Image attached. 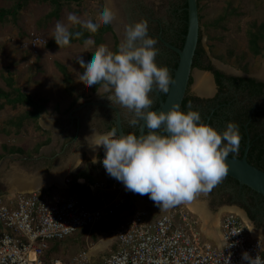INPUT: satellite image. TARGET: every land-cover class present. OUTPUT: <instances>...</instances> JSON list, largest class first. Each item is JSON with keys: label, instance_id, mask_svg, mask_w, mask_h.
Listing matches in <instances>:
<instances>
[{"label": "rangeland", "instance_id": "rangeland-1", "mask_svg": "<svg viewBox=\"0 0 264 264\" xmlns=\"http://www.w3.org/2000/svg\"><path fill=\"white\" fill-rule=\"evenodd\" d=\"M17 3H19L18 0H0V9L8 12ZM156 4L164 8L168 1L161 0ZM101 7H104L102 0H57L56 2L28 0L18 9L15 20L9 15L0 21V89L9 93L10 99L15 98L16 92L28 96L38 107H41L42 104L47 113H50L49 115L59 113L61 117L68 108H73L94 96L98 87L95 88V85L89 87L83 79H80L83 69L79 61L86 60L91 52L101 44L111 50L110 35L103 34V40L99 44H94L92 39L88 45L89 50H85L84 44H72L60 48L59 46L48 47L47 44L53 39L55 25L58 22L65 24L69 30L77 26L82 27L68 22L67 17L70 13H75L83 22L98 17ZM198 8L202 47L208 56L222 60L237 69L247 70L248 68V71L252 73L261 69V76H263L264 41L260 43L263 48L262 55L255 57L249 51V36L259 33L260 27H264V0H198ZM101 26L102 23L98 27ZM262 33L264 34V29ZM34 38H38V41L35 48H31L30 44ZM59 66L64 67L65 74L59 69ZM67 78L69 80H66ZM9 79L13 80L12 88L8 87ZM201 80L203 79L201 78ZM101 84L100 92L96 96L105 100L107 93L110 92L106 88L110 86ZM196 84H198V80H196ZM196 84L191 85V90ZM0 103L3 104V108L0 110V163L7 157L13 158L7 159L5 164L7 170L16 165L24 171L26 170V173H32L35 177L44 174L50 175L52 171L58 169V165L69 160L68 155H71L73 150L71 145H66L64 156H58L61 147L45 151L46 145L44 144L50 134L38 131L37 121L26 116L31 111L29 107L20 105L14 108L5 103L4 98L0 99ZM72 135L73 133L69 130L62 131L61 129V137L65 139L64 143H67V138L71 139ZM64 143L62 141V145ZM10 150H21L22 154L10 153ZM39 154H42V158L38 161H29ZM86 160L84 158L83 163ZM85 169L84 163L79 170L84 171ZM2 179L0 176V196L15 194L16 190L13 187L16 182L5 183ZM46 189L53 190L52 194L64 195L59 191L62 189L56 188L55 183ZM42 190L39 191L42 192ZM196 197L206 204L209 213L213 216L220 215L219 221L226 214L225 212L219 213L228 208L224 204V196L221 197L220 203H214L209 191L198 193ZM234 212L236 213V210ZM100 227L101 224L96 225L91 230L78 233L67 238L64 242L54 245L48 251L47 257L59 259L62 264H74L78 253H75L74 250L71 251V248L74 246L73 244L80 246L81 243H84L87 247L86 253L91 248L98 250L90 261L87 259L83 261V264H101V258L105 255H98V252L105 246L107 237H113L115 230L110 227L102 231ZM249 227L252 226L249 225Z\"/></svg>", "mask_w": 264, "mask_h": 264}, {"label": "clouds", "instance_id": "clouds-1", "mask_svg": "<svg viewBox=\"0 0 264 264\" xmlns=\"http://www.w3.org/2000/svg\"><path fill=\"white\" fill-rule=\"evenodd\" d=\"M114 18L113 9L105 6L98 17L82 22L70 13L67 20L93 32L101 23L111 24ZM125 31L126 42L117 51L101 44L86 60L79 61L83 69L80 79L89 87L100 83L110 86L112 95L107 99L111 105L134 113L136 118L130 125L142 122L149 131L139 136L135 132L118 136L115 130L93 133L90 140L86 138L89 147L94 151L103 149L102 164L107 174L122 182L127 191L148 195L164 210L192 202L198 193L210 191L226 176V158L239 150V126L229 122L220 132L204 123L198 110L184 112L179 105L167 112L152 111L150 93L154 88L169 91L173 82L169 69L156 63L157 41L149 36L146 20L126 25ZM73 35L81 37L83 32L73 34L65 24L55 25L53 39L59 48L68 46ZM35 40L38 38L32 40L31 48L36 46ZM91 40H84L85 50H89ZM242 261L264 264V257L259 253L253 257L245 251ZM226 264H231L230 256Z\"/></svg>", "mask_w": 264, "mask_h": 264}, {"label": "built area", "instance_id": "built-area-1", "mask_svg": "<svg viewBox=\"0 0 264 264\" xmlns=\"http://www.w3.org/2000/svg\"><path fill=\"white\" fill-rule=\"evenodd\" d=\"M103 157L101 148L97 164L109 176L102 164ZM118 182V192L128 194L122 182ZM70 183L66 178L65 186ZM82 185L92 195L100 194L102 202L105 200V182ZM56 196L49 199L41 191L0 196V264H62L59 259L47 257L54 245L91 230L125 204L124 198L119 197L88 210L76 196ZM183 207L179 205L156 220L144 210L128 217L114 231L115 249L102 256L101 264H226L229 256L231 264H244L245 251L253 257L258 253L264 257L263 242L251 237L249 227L236 214L221 217L220 246H216L203 235L199 217ZM86 260L87 254L82 252L74 262L83 264Z\"/></svg>", "mask_w": 264, "mask_h": 264}, {"label": "flooded vegetation", "instance_id": "flooded-vegetation-1", "mask_svg": "<svg viewBox=\"0 0 264 264\" xmlns=\"http://www.w3.org/2000/svg\"><path fill=\"white\" fill-rule=\"evenodd\" d=\"M123 1L127 5L126 18L123 21L116 18L117 24L121 23L122 29L118 32L114 20L109 24L117 41V50L121 44L126 42V25L142 19L146 20L149 26V36L157 41L155 45L158 50L155 57L156 63L169 69L173 81L179 57L171 48L182 49L180 48L181 40L184 38L185 41L186 36L182 34V28L184 27L180 9L182 1L167 0L168 4L164 8L156 4L161 0ZM102 2L105 7V1L102 0ZM199 38L200 42H198L193 57V73L184 98L188 101L184 107L181 105L180 109L184 112L190 109L198 110L202 115L203 122L220 132L225 129L227 123L235 122L239 126L241 141L238 152L229 153L228 157L241 159L245 156L246 160L251 162V165L264 171V77L261 76V69L252 73L248 71V68L247 70L237 69L227 65L222 60L213 59L208 56L202 47L201 30ZM111 47V51H114L115 45L112 44ZM200 49L203 50V54H199ZM201 78L208 80L212 88L210 93H202L198 90V87L195 88L197 86L196 80H201ZM193 83L196 86L195 89L191 90ZM101 86L102 84L98 86L95 95L99 93ZM106 89H109L110 92L107 93L105 100L101 103L92 102L99 104L97 108L99 110L100 128L110 130L112 126H116L117 116L111 107L109 108L111 102L107 99V96L112 95L111 87ZM155 90L154 88L150 93L153 100L152 111L159 108L160 97L165 99L167 95V93L156 90L157 96ZM119 109L123 131L127 133L135 132L139 135L141 122L135 126L130 125V121L136 118L134 113L125 108ZM147 130L145 128L144 134ZM209 194H211L214 203H220L222 201L220 200L221 197L224 196V204L228 208H235L237 213L235 214L247 226L251 225L255 230H264V198L260 195L244 186H240L227 177H224L220 183L214 186Z\"/></svg>", "mask_w": 264, "mask_h": 264}, {"label": "crops", "instance_id": "crops-1", "mask_svg": "<svg viewBox=\"0 0 264 264\" xmlns=\"http://www.w3.org/2000/svg\"><path fill=\"white\" fill-rule=\"evenodd\" d=\"M96 95H98V93ZM96 95L92 96L91 98L86 99L85 102L77 106H74L73 108L71 107L68 108V110L64 112L65 114H63V117L59 116V113H56V114L54 113L53 115H49L50 113H47V110L42 111V113L39 115V118L37 119V125L41 129L42 132L50 134L48 138L51 141L50 144L48 143L46 145L45 151H48L49 149L55 150L61 147L60 151L58 152V156L60 155L64 156L65 155L64 150L67 146L71 145L73 150L70 153L71 155H68L69 160H67L65 163H61L60 165H58L57 167L58 169H56L55 171H52L50 175L44 174L45 176L42 175V176H37V177H27V176H24V177H26L27 180L30 178H34L35 180H37L39 183V187L36 189L40 190V188H42L43 195H45L46 197H49V199H52L53 197H57V196L55 194H52L54 193L52 192L53 190L50 191V190H47L46 188L49 187L51 183L55 181L58 182V183H55V186L57 189H62V190H59L61 191L62 194L66 196H76L81 201L82 206L88 210L98 209L104 206L105 204H110L114 202L115 200L119 199V197H123L125 200L124 207L120 209L119 211H117L115 215H113L110 218L105 219L103 222L100 223L101 224L100 230L102 231L104 229H109L110 227L113 228V230L120 228L121 226L124 225L128 217H130L131 215H133L134 213L140 210H144L147 213H149L150 218L154 220L172 213V211L179 205L172 207L170 209L164 210L156 206V204L151 199H149L148 195L143 197L142 195L133 193L131 191H129L128 194H121L118 192V189H117V186L119 185L118 180H116L115 178H112L111 176H107L99 169L97 160H98V155H99L101 148L96 149L95 153L93 154L94 150H92L89 147L87 139L90 140L91 139L90 136L93 133L103 134L111 130L109 129L107 130L103 127L100 128V121H99L100 118H98L99 110L97 108L99 104H96L95 102H92V101H97L101 103L103 100L99 99L98 96ZM70 112H73L71 116L68 115ZM44 121L46 122L47 125L44 124ZM61 129L62 131L67 129L69 130V132L73 133L71 139L69 137L67 138V141H68L67 143H64L65 139L61 137ZM63 134L66 135V133H63ZM62 141L64 143L63 145H62ZM40 156L42 157V154H40ZM84 158L87 159L86 160L87 162L86 161L84 162L86 169L84 171H81L79 169L82 165H84L83 163ZM87 165L90 166L88 169H87L88 167ZM66 168H67V171L70 170L67 176L63 174V176L60 177L61 173H63L64 169ZM5 171L10 172L11 174H14V175H18V176L22 175L21 173L26 172V170L24 171L21 167H18L16 165L14 167H11L8 170L5 168ZM72 175L73 177H71ZM64 178L70 179L71 183L69 186H65ZM96 181H103L107 185L106 190L102 193L103 198L105 199L103 202L98 198L99 196L92 195L88 191L86 185H82L83 182L86 184H90ZM3 182L6 183L7 181L4 180ZM26 183H28L30 187V185H32V183L34 182L27 181ZM34 184L35 186H37L36 183ZM35 186H33L32 188L34 191L36 190ZM16 192H19V190H16ZM81 199H84V200L82 201ZM100 224H97V226ZM207 239L209 241H212L213 244L217 246V242L209 238ZM73 245L74 246L71 248L72 249L71 251L74 250L75 253H78L76 256H79V254H81L83 249H84L83 252L86 253L85 250H87V247L84 243H81L80 246H76L75 244ZM91 249H89V252L87 251L86 253L87 259L89 261L91 260L92 257H94V254L98 250L97 249L92 252ZM114 249H115V240H114V235H113V237H110V238L107 237L105 246L102 248L100 252H98V255H102V254L106 255L109 252L114 251Z\"/></svg>", "mask_w": 264, "mask_h": 264}, {"label": "water", "instance_id": "water-1", "mask_svg": "<svg viewBox=\"0 0 264 264\" xmlns=\"http://www.w3.org/2000/svg\"><path fill=\"white\" fill-rule=\"evenodd\" d=\"M112 1L116 12L115 13L116 18L120 21H123L126 18V12H127L126 3L123 0H112ZM186 3H187L188 20H187V33L185 36L184 45L182 49H177L174 47L171 48L178 55L179 60H178L177 68L174 71L173 82L170 85L169 91L167 92L165 99H162L160 97L159 108L154 110L157 112H167L175 105H179V107L181 108L182 102L186 95L190 77L193 73V68H192L193 57L195 55V51L198 46L201 28H200V20H199L198 0H186ZM105 6H107L106 2H105ZM155 93L158 96L156 90ZM110 107L116 113L117 116L115 122L117 135L118 136L125 135L120 119L121 116L120 109L112 105L109 106V108ZM72 113L73 112H70L68 115L71 116ZM144 130L145 128L142 126V122H141V126L139 128V135L141 133H144ZM40 158L42 157L39 154L38 157H33L29 159V161L31 162L38 161V159ZM7 159H13V158L7 157L0 163V176L1 178H3L2 179L3 181L4 180L7 181L6 180L7 176L10 177L14 176V174L5 171L6 168L5 164L7 162ZM226 164L228 166V172L225 177L234 180L240 186H244L264 198V171H261L258 168L254 167L253 165L249 164L245 156L241 159L231 158L227 156ZM21 174H22L21 176L35 177V175H33L32 173L24 172Z\"/></svg>", "mask_w": 264, "mask_h": 264}, {"label": "trees", "instance_id": "trees-1", "mask_svg": "<svg viewBox=\"0 0 264 264\" xmlns=\"http://www.w3.org/2000/svg\"><path fill=\"white\" fill-rule=\"evenodd\" d=\"M19 3H17L15 6H13L8 12L7 10H4V9H0V21H3L7 16H11L13 20L16 19V15H17V12H18V9H20L28 0H18ZM57 0H52V2H56ZM182 1V5L180 7L181 9V17L183 18V21H184V27L182 28V34L183 35H186L187 33V27H186V22L188 20V14H187V3H186V0H181ZM102 9V7L100 8V10ZM99 10V12H100ZM56 14V13H54ZM51 16L53 15L50 14ZM200 20V18H199ZM264 27H260L259 29V33H255V34H251L249 36V51L250 53L252 54V56H260L262 55L263 53V48L260 46V43L264 41V34L262 33ZM70 31L74 34L76 32H83V36L81 37H75V35H73L71 41H70V45L72 44H80V45H83L84 44V40L85 39H89L90 37L93 39V43L94 44H99L101 43V41L103 40V37L104 35L103 34H108L110 35V38L112 40V44L115 45L114 47V51H117V41H116V38L114 36V34H112V31H111V28L109 25H104L102 23V26L101 27H98L97 29H95L93 32H88L86 29H84L83 27H80V26H77L75 28H72L70 29ZM199 42H200V38H199ZM184 44V38L181 40V46L180 48H182ZM48 47H56L58 46L55 42L54 39H52L48 44H47ZM68 46H63V47H68ZM203 54V50L200 49L199 51V54ZM59 69L61 71L64 72L65 74V69L64 67L62 66H59ZM66 80H69L68 78ZM8 87H11L13 86V80L12 79H9L8 82ZM101 84V83H100ZM100 84H97L95 86V88L98 87V85ZM1 98H4L5 99V103L9 104V105H12L14 108L15 107H18L20 105H25L27 107H29L31 109V111L29 113L26 114V116L28 118H31L32 120H34L35 122L37 121V119L39 118V115L42 113L43 110H46L45 108H43L42 104H41V107L37 106V104L32 100L30 99V97L28 96H25L21 93H17L16 92V96L15 98L13 99H10V94L3 91L2 89H0V99ZM188 101V100H187ZM186 100H184L182 102V107H184L185 103L187 102ZM3 108V104L0 103V110ZM38 131H41V129L38 127L37 129ZM111 131L112 130H115L117 132V129H116V126H112V128L110 129ZM149 130L146 131V133L148 132ZM158 131H162V130H158ZM42 132V131H41ZM43 134H47L45 132H42ZM125 135H127L128 133L125 131L124 132ZM49 138L47 139V141H45L46 144L44 145H47L49 143ZM10 150V153H20L22 154V151L21 150H16V151H12ZM248 162L251 164V162L248 160ZM96 196H99L98 198L100 199V194L96 195Z\"/></svg>", "mask_w": 264, "mask_h": 264}, {"label": "bare ground", "instance_id": "bare-ground-1", "mask_svg": "<svg viewBox=\"0 0 264 264\" xmlns=\"http://www.w3.org/2000/svg\"><path fill=\"white\" fill-rule=\"evenodd\" d=\"M105 2L107 4V6L111 7L113 9V11L115 12V9L113 8V1L112 0H105ZM116 20L117 19H116V14H115L114 24H115V27L118 29V32H119V30H121L122 27H121V23L118 25ZM119 37H121V36H119ZM262 74H264V66H263ZM263 77H264V75H263ZM197 87H198V90L202 93H210L212 91V88H211L210 84H208V81L206 79L198 80ZM44 124H46L45 121H44ZM94 153H95V151L93 152V154ZM69 171H67V168H66V169H64L63 173H61V176L60 175L59 176L62 177L63 174L67 175ZM38 176H40V175H38ZM6 180L8 182H10V184H12L14 182L17 183L18 186H16V185L14 186V184H13L14 190H19V192L15 191V193L34 192V190L32 189L33 186H35L34 183H36V185H37V186H35V189L39 187V183L37 180H35L34 178H30L27 180L26 177L21 176V175H19V176L14 175L12 177L7 176ZM27 181H31L34 183H32V185H30V187H29L28 183H26ZM53 183H58V182L55 181ZM37 190H39V189H36L35 191H37ZM181 205H184L191 213L198 216L202 220V232H203L204 236H206V238L214 240L215 242H217V245L220 246V244H219L220 236H221L219 233V218H220L219 216L220 215L217 214L216 216H213L211 213H209L207 211L206 204L203 201H201L200 198H198L196 196L192 202L183 203ZM234 211H235V209L225 208L222 210V212H219V213H223V212L235 213ZM249 229H251V231H250V233H252L251 237L260 239L264 244V231H261V230L257 231L255 229H253L252 227L251 228L249 227ZM94 250L95 249H92V252Z\"/></svg>", "mask_w": 264, "mask_h": 264}]
</instances>
